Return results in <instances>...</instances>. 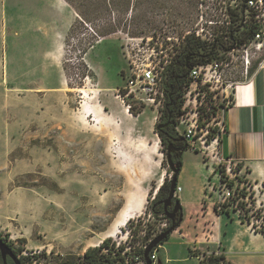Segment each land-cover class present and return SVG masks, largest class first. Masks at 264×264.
<instances>
[{
  "label": "rangeland",
  "instance_id": "obj_1",
  "mask_svg": "<svg viewBox=\"0 0 264 264\" xmlns=\"http://www.w3.org/2000/svg\"><path fill=\"white\" fill-rule=\"evenodd\" d=\"M72 1L87 6L81 14L75 10L62 61L42 59L48 13L40 1L25 7L27 12L0 10V237L21 261L25 258L24 264H65L106 238L115 249L123 245L122 254L132 258L171 227L152 210L157 192L164 184L170 187L173 177L157 112L149 105L128 112L118 89L132 72V56L146 60L160 52L161 58L174 60L184 36L202 20L222 21V12L214 10L225 6L222 0L203 5L202 0ZM19 14L31 17L32 25ZM262 59L264 52L252 70ZM177 129L184 133L185 126ZM181 154L182 190L175 197L183 206V221L158 246V264H200L198 258L211 245L208 205L229 192L234 199L224 216L241 222L249 216L258 227L264 225V184L253 188L239 169L230 172L235 183L222 196L217 167L209 179L204 166L209 155L191 148ZM239 200L247 202L245 209H235ZM125 208L130 218L117 226ZM229 228L231 241H248L240 222L232 221ZM254 244L264 249V238ZM190 249L200 256H191ZM240 261L264 264V253Z\"/></svg>",
  "mask_w": 264,
  "mask_h": 264
},
{
  "label": "built area",
  "instance_id": "obj_2",
  "mask_svg": "<svg viewBox=\"0 0 264 264\" xmlns=\"http://www.w3.org/2000/svg\"><path fill=\"white\" fill-rule=\"evenodd\" d=\"M222 1L225 6H215L214 11L222 12L224 19L202 20L200 28L193 31L196 37L214 46L218 57L192 66L189 70L179 96L181 106L174 127L186 138L192 150L199 149L205 155L213 157L217 160L218 168L225 165L227 177L221 179L223 172L218 171L221 184L224 185L221 186L224 192L220 191V194L224 196L225 187L231 189L228 180L234 178L230 172L236 174L239 171L237 164L226 160L223 154V140L227 134L226 117L237 101L239 87L251 77L255 59L264 52V0H231L229 4H226L227 0ZM238 9L242 10L239 17L233 15ZM234 18L236 21L240 20L241 25L233 26ZM240 27L249 32L252 30V37L239 46L236 38ZM229 39L230 45L226 44ZM159 53L151 54L146 60L138 53L132 56V72L126 85L118 89V96L128 112L134 106L145 108L149 105L157 112L156 121L161 119L166 105L165 80L168 67L173 63V59L168 56L161 58ZM263 61L264 59L259 65ZM179 125L185 126L184 133L178 131ZM181 189L178 185L176 191ZM227 195L224 199L231 197L232 193ZM147 246L143 247V251ZM158 248L150 253L152 264H158ZM125 264L147 263L144 254L138 253L128 258Z\"/></svg>",
  "mask_w": 264,
  "mask_h": 264
},
{
  "label": "crops",
  "instance_id": "obj_3",
  "mask_svg": "<svg viewBox=\"0 0 264 264\" xmlns=\"http://www.w3.org/2000/svg\"><path fill=\"white\" fill-rule=\"evenodd\" d=\"M34 1L37 4L40 1L44 10L48 13L42 26L43 38L47 43L46 48L41 53L42 59L62 61L65 37L77 14L67 0H0V10L6 8L12 11L27 12L25 7L29 6V4L32 6ZM25 17L22 14L20 17L19 14V20H23L27 26L32 25L30 15L29 19ZM31 47L30 45L29 50H26L29 60L33 59ZM226 124L227 134L223 140L224 157L226 160H231L236 164H242L241 170L243 173L245 172L253 188L260 187L264 184V61L261 65L258 63L255 66L249 80L239 87L237 101L227 113ZM205 165L210 174L209 179H211L212 173L217 166V160L209 157L205 160ZM204 166L202 165L203 168ZM214 202L213 207L211 205H208L210 207L207 206L209 209L207 215L212 216V221L208 225L210 229L207 231L209 236L206 237V241L224 253L232 263L250 264L242 262L240 259L264 253L263 248L256 247L254 244L257 238H264V234L253 231L247 223L231 217L229 219L223 213H217L214 209ZM191 203L193 202L191 201ZM232 221L240 222V224L244 225L245 230L249 234L247 242L238 243L231 241L228 234ZM193 257L198 258L197 256ZM198 260L200 261L199 258ZM166 261L171 262L172 258H167Z\"/></svg>",
  "mask_w": 264,
  "mask_h": 264
},
{
  "label": "trees",
  "instance_id": "obj_4",
  "mask_svg": "<svg viewBox=\"0 0 264 264\" xmlns=\"http://www.w3.org/2000/svg\"><path fill=\"white\" fill-rule=\"evenodd\" d=\"M73 8L79 12L82 13L81 7L87 6L86 3L81 2L77 4L76 2L72 0H67ZM233 15L239 17V12H235ZM242 32L240 35L237 36V43L238 45H243L245 42H247L252 37V30L247 29H240ZM182 51L180 54L173 60V63L170 64L168 67L167 72V78L165 80V90H166V105L163 109L162 117L169 118L170 111H173V114L178 112L181 101L179 96L182 93L183 86L185 82L187 81L189 70L192 66H195L200 63H206L210 60L218 57L217 53L218 51L214 48L213 45H209L206 41H203L202 39L196 37L194 34L185 35L182 42ZM174 118V115H173ZM171 120V128L169 130V133L171 134V137L168 138L169 144H172L174 147L179 148L175 149V158L177 161L182 162V151L190 148L189 143L185 139H181V136L176 131L174 127V119ZM160 136L162 138V141L164 144H166L165 137L162 133H160ZM183 166V162H182ZM243 165L240 163H237V169H241ZM218 171H222V177L221 179H224V177H227L225 165L222 164L220 168H218ZM235 178L228 180V185L232 188L234 185ZM167 185L164 184L160 190H162ZM178 186V183H177ZM243 195H246L243 194ZM251 197V195H250ZM248 197V198H250ZM234 198L231 196L229 198H226L224 200L217 199L214 202V209L217 213H227L230 215L231 213V205ZM246 201L245 200H239L237 202V205L235 209H245L246 208ZM207 203L204 202L203 206H206ZM261 210H259V214L261 213ZM248 221L249 224H251L253 227V230L255 232H262L264 233V225L262 227H258L255 223L251 221L249 216L242 217V222L245 223ZM131 225V224H130ZM150 237L147 239L149 240ZM4 240V239H3ZM5 241V240H4ZM148 244V243H147ZM105 248H109L107 252L104 251ZM124 246H119V248L115 249L114 244L111 243L110 238H106L102 241V243L99 246H91L86 249L83 256L75 257L69 261H67L65 264H125V261L129 258L126 253L127 251L122 254L124 250ZM14 250V249H13ZM14 252L18 255V251L14 250ZM191 256H200V252L197 250L190 249ZM140 253L144 254V251L141 250ZM25 258H22L21 263L24 264L23 260ZM21 260V259H20ZM0 264H4V261L2 259V256L0 254ZM14 264V262H13ZM200 264H234L232 263L224 253L218 252L217 248H215L212 245H207L206 249L203 251V256L200 257Z\"/></svg>",
  "mask_w": 264,
  "mask_h": 264
},
{
  "label": "water",
  "instance_id": "obj_5",
  "mask_svg": "<svg viewBox=\"0 0 264 264\" xmlns=\"http://www.w3.org/2000/svg\"><path fill=\"white\" fill-rule=\"evenodd\" d=\"M159 128H160V125L157 126V129ZM181 139L185 140L186 138L184 136H181ZM172 149H179V148L174 147L172 144H169L167 147V160H168V164L171 170L173 171V177H172V181L170 184L169 197L166 200L167 204L170 203L173 198H176L175 193H176V188H177V183H178V176L182 169V162L181 161L175 162L173 160L172 155H171ZM179 208L183 210V206L180 201L177 203L176 211ZM182 221H183V212L181 213L179 220L177 222H174L167 231L155 237L149 242L148 246L145 248V251H144V257H145V261L147 264H152L149 258L150 253L155 248H157L159 245H161L168 238V236L182 223ZM0 254L2 256L4 264H9L8 262L9 258L12 259L14 264H22L19 256L14 252L13 248L6 241H4L1 237H0Z\"/></svg>",
  "mask_w": 264,
  "mask_h": 264
},
{
  "label": "flooded vegetation",
  "instance_id": "obj_6",
  "mask_svg": "<svg viewBox=\"0 0 264 264\" xmlns=\"http://www.w3.org/2000/svg\"><path fill=\"white\" fill-rule=\"evenodd\" d=\"M167 107V105H166ZM174 115V118H173ZM178 112L173 114V111H170L169 118H165L161 116L160 122L158 125H160V128L157 129L158 133H162L166 140V146L168 147L169 142L168 138L171 137V134L169 133V130L171 128V120L174 119V126L177 120ZM157 125V126H158ZM180 136H183L182 134H179ZM175 149H172L171 155L175 162H177L175 158ZM170 187L166 186L162 190L157 192V196L154 197V202L152 206L153 212L156 214L163 216L168 224L172 225L174 222H177L181 216V213L183 212L182 209H178L176 211L177 203L180 201L178 198H173L170 203H166L167 198L169 197ZM149 243V242H148ZM9 264H13V261L11 258L8 259Z\"/></svg>",
  "mask_w": 264,
  "mask_h": 264
},
{
  "label": "bare ground",
  "instance_id": "obj_7",
  "mask_svg": "<svg viewBox=\"0 0 264 264\" xmlns=\"http://www.w3.org/2000/svg\"><path fill=\"white\" fill-rule=\"evenodd\" d=\"M86 96V95H85ZM130 209L129 208H125L122 210V212L119 215V220H118V224L117 226H122L125 225L128 221V219L130 218ZM118 228V227H117Z\"/></svg>",
  "mask_w": 264,
  "mask_h": 264
}]
</instances>
